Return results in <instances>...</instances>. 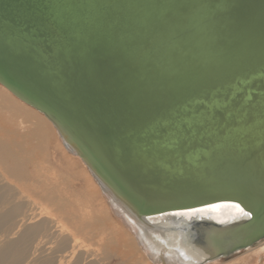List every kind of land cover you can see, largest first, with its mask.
<instances>
[{"label":"water","instance_id":"95a60500","mask_svg":"<svg viewBox=\"0 0 264 264\" xmlns=\"http://www.w3.org/2000/svg\"><path fill=\"white\" fill-rule=\"evenodd\" d=\"M237 26L258 43L229 50ZM142 43L152 62L173 47L164 81L125 85L127 110L79 99ZM0 84L57 127L122 216L240 203L249 216L178 227L192 264L264 240V0H0Z\"/></svg>","mask_w":264,"mask_h":264},{"label":"bare ground","instance_id":"6f19581e","mask_svg":"<svg viewBox=\"0 0 264 264\" xmlns=\"http://www.w3.org/2000/svg\"><path fill=\"white\" fill-rule=\"evenodd\" d=\"M246 29L237 26L238 37L229 41V50L251 41L243 35ZM150 47L142 43L134 53L124 47L120 62L125 66L115 65V60L114 69L108 67L107 77L102 74L98 79H88L85 85L89 90L81 92L79 99L93 103L98 113L116 105L124 106V110L130 108L134 95L127 92L125 85L134 83L145 90L157 86L158 78L164 81L168 76L173 47H166L153 62ZM173 53L179 58L174 65L186 59L177 48ZM91 58H87L92 60L88 67L99 66L94 62L100 60ZM14 97L30 110L22 109L25 113H21L17 105L0 98V264H192L190 260L202 255L196 248L186 254L183 247L175 248L176 239L183 236L178 227L184 224L183 229L188 228L199 220L216 228L250 215L240 203L224 201L172 210L145 224L122 216L83 159L65 145L57 127L43 113ZM33 113L43 118L42 123L29 119ZM51 137L58 141L53 151ZM66 173H72L70 177L74 176L79 184ZM57 177L64 178V183Z\"/></svg>","mask_w":264,"mask_h":264},{"label":"rangeland","instance_id":"374dc122","mask_svg":"<svg viewBox=\"0 0 264 264\" xmlns=\"http://www.w3.org/2000/svg\"><path fill=\"white\" fill-rule=\"evenodd\" d=\"M0 98L3 99L8 104L14 105L15 107L17 105L19 107V109H20L19 112H21V113H25L23 110H25V111L26 110L27 111L30 110V108L28 106H25L21 102L17 101L15 99L14 95H12L9 91L5 90L2 87L1 84H0ZM23 115L25 116V114H23ZM29 119L31 121L34 120L35 123H37V122L42 123V119L43 118H41L40 116H38V115L33 113L31 118H29ZM34 121H32V122H34ZM49 121L50 120H48V122ZM51 138H54L53 139V143L50 144L51 151H53L54 150L53 147L58 145V141L55 139V137H51ZM62 147L64 148L63 145H62ZM64 150H65V148H64ZM46 166H49V164L47 163ZM66 175L68 176L69 179H75L74 176L70 177L71 175H73L72 173L70 175H69V173H66ZM57 179H58V181L60 180V182L64 183L63 182L64 178L59 179V177H57ZM73 182H75V184H77V183L79 184L78 180L73 181ZM77 186H79V185H77ZM85 190H86V187H85ZM42 205L43 206H48V204L44 203V202H43ZM206 264H264V240L261 241L260 243H258L256 246H254V247H252V248H250L248 250H243V251L235 253L234 255H231L229 257H224L222 259H217V260L211 261V262L206 263Z\"/></svg>","mask_w":264,"mask_h":264},{"label":"snow or ice","instance_id":"6c2138e0","mask_svg":"<svg viewBox=\"0 0 264 264\" xmlns=\"http://www.w3.org/2000/svg\"><path fill=\"white\" fill-rule=\"evenodd\" d=\"M262 121H264V117H262ZM245 215H247V213H245Z\"/></svg>","mask_w":264,"mask_h":264}]
</instances>
